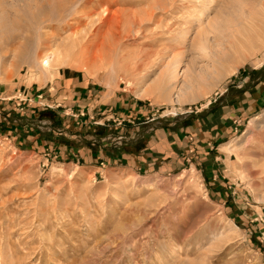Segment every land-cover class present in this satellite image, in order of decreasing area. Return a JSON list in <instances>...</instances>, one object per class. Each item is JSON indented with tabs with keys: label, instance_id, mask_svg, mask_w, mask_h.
<instances>
[{
	"label": "rangeland",
	"instance_id": "1",
	"mask_svg": "<svg viewBox=\"0 0 264 264\" xmlns=\"http://www.w3.org/2000/svg\"><path fill=\"white\" fill-rule=\"evenodd\" d=\"M262 76L264 0H0V264H264Z\"/></svg>",
	"mask_w": 264,
	"mask_h": 264
},
{
	"label": "bare ground",
	"instance_id": "2",
	"mask_svg": "<svg viewBox=\"0 0 264 264\" xmlns=\"http://www.w3.org/2000/svg\"><path fill=\"white\" fill-rule=\"evenodd\" d=\"M240 13H241V11H240ZM237 15H235V17ZM239 15H241V14H239ZM243 16H244V14H243ZM232 21H234V19ZM240 21L241 20H239L238 22H240ZM108 23H109V21H105V20L101 21L102 26H100V27L97 28L96 33L94 34V36L92 37V39L90 40V42H88L87 45L85 46L86 49L83 50L84 51L83 55H84L85 60L90 61V60H92V58H99V59L102 58L107 53V50L112 48L111 47L112 44H115L118 41V38H119V33H118L119 31L118 30H112V28H110V27L104 28V25L105 24L108 25ZM216 24H218V23H216ZM220 25H221V23H220ZM235 25H237V24L235 23ZM223 28H225V30L227 29L224 26H223ZM218 29H220V28H218ZM229 36L232 39H235V37H234L233 33H231V31L228 32V33H225L222 36V38L220 37V39L218 38V40H215L213 42V44H212V42L210 43L209 39L204 38V42H207V43H210V44L205 45L204 43H199L200 44L199 47L204 52L205 51L206 52H209L211 49H213V50H211V55L213 54L215 57H218L217 59H219V60L226 59L227 56L229 55V53L233 52V50L236 49L235 48L236 45H234L233 43H231V38H230V40L229 39L227 40L228 41L227 42L228 43L227 45L226 44H223L222 39H224V38L227 39V38H229ZM45 63H46V61H45ZM179 66H180V64H179ZM215 66H216V64L215 63H212L210 66H207L206 68H203V69L198 68L197 69L195 67L194 68H190L188 65H186V66L183 67V69H178L177 68L178 65H175V63H174V65L169 69V73H168V80L171 81L170 82V86H172V90H173L172 95H170L171 96V100H173L174 97H176L178 99L179 93L181 92V90L183 89V87L190 86V88H193V82L194 81L192 79L202 81V80L205 79V76H207L209 74L210 75H213L214 72L217 73V69H215ZM212 70H214L213 73H212ZM192 73H194V78L191 75ZM214 77L217 78L216 75ZM263 199H264V197H263Z\"/></svg>",
	"mask_w": 264,
	"mask_h": 264
},
{
	"label": "crops",
	"instance_id": "3",
	"mask_svg": "<svg viewBox=\"0 0 264 264\" xmlns=\"http://www.w3.org/2000/svg\"><path fill=\"white\" fill-rule=\"evenodd\" d=\"M62 78L64 79V82L66 81H70V83H72L75 79L73 76H71V74H64V72H62ZM75 85H78L79 86V94L81 93V89L84 91L85 90V87L88 86L87 84L84 83V81H81L79 83H76ZM260 93H264V76H262L261 80H259L255 86ZM256 89V91H251V92H248V96H251L253 99H252V103H256L258 101V98L260 96V93L258 92V90ZM89 94V96L92 94V91L90 90L89 92H87ZM96 104V103H95ZM87 158V157H86ZM100 165H104L106 163H102V162H99Z\"/></svg>",
	"mask_w": 264,
	"mask_h": 264
}]
</instances>
